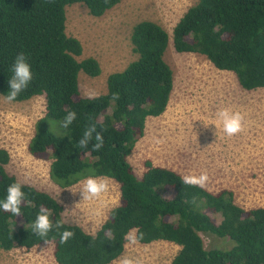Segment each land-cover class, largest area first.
I'll use <instances>...</instances> for the list:
<instances>
[{
	"label": "trees",
	"instance_id": "obj_1",
	"mask_svg": "<svg viewBox=\"0 0 264 264\" xmlns=\"http://www.w3.org/2000/svg\"><path fill=\"white\" fill-rule=\"evenodd\" d=\"M122 0H0V94L6 97L15 57L23 52L33 79L13 101L43 95L45 112L35 123L28 152L52 158L50 178L62 187L82 176L108 177L119 185V203L94 232L67 223L56 198L9 174L10 157L0 148V200L6 188L19 181L26 194L20 216L0 210V249H30L46 244L32 234V224L43 206L53 222L75 233L66 244L53 231L46 238L57 264H110L125 249V234L137 229L141 244L167 241L180 249L170 264H264V207L244 208L229 189L216 192L182 184L176 171L145 162L140 177L128 157L144 135L148 117L161 115L173 90V71L165 60L169 40L178 53L204 55L212 65L233 72L244 90L264 88V0H197L169 33L152 20L137 22L130 41L137 55L123 70L110 73L106 92L90 100L80 93L78 74L101 72L94 57L78 59L81 42L65 30V7L86 6L99 17ZM114 92L120 99L112 101ZM69 111L77 118L67 128L61 123ZM89 123L103 135L99 151L78 141ZM170 191L171 196L163 195ZM195 198V203L193 199ZM201 234L232 242L229 248H205Z\"/></svg>",
	"mask_w": 264,
	"mask_h": 264
},
{
	"label": "rangeland",
	"instance_id": "obj_2",
	"mask_svg": "<svg viewBox=\"0 0 264 264\" xmlns=\"http://www.w3.org/2000/svg\"><path fill=\"white\" fill-rule=\"evenodd\" d=\"M197 0H122L103 15L94 17L81 3L65 7V30L82 45L78 58L94 57L101 72L90 77L78 74L80 93L106 92L110 73L123 70L137 55L130 36L141 20L161 25L171 38L173 26ZM165 60L173 71V90L166 110L148 117L144 135L136 142L128 161L137 177L145 171V162L179 173L206 171L210 177L206 189H229L235 202L244 208L264 207V88L242 89L233 72L219 70L198 53H178L169 40ZM228 107L245 117V131L227 137L222 126L212 124L215 114ZM45 112L43 95L25 101L7 102L0 94V148L10 160L6 171L22 183L52 195L63 206L67 223L94 233L119 203V185L110 179V191L100 200L85 201L79 190L88 176L62 187L50 178L52 158L29 154L28 144L36 121ZM209 124V125H208ZM207 125V126H205ZM76 192V193H73ZM170 197V191H164ZM205 248H229L232 242L212 234H201ZM180 247L167 241L125 244L122 254L110 264H119L127 256L138 264H170ZM0 264H57L52 246L41 244L30 249H0Z\"/></svg>",
	"mask_w": 264,
	"mask_h": 264
},
{
	"label": "clouds",
	"instance_id": "obj_3",
	"mask_svg": "<svg viewBox=\"0 0 264 264\" xmlns=\"http://www.w3.org/2000/svg\"><path fill=\"white\" fill-rule=\"evenodd\" d=\"M105 2H107V0H105ZM11 71L12 76L7 81L9 85V91L5 97L7 102L15 100L16 97L29 86L33 79L31 65L23 52L15 57ZM84 95L90 100L99 98V93L95 90L86 91ZM119 99L120 93L114 92L111 96V100L114 102ZM215 117L216 119L212 124H214L216 128L222 126V131L227 137H233L245 131V117L239 111H233L231 108L224 107L216 112ZM76 118V112L69 111L62 121L61 127L67 129ZM89 144L92 145L93 151H99L104 144L103 135L100 131H97V127L94 123H89L78 141L79 148H87ZM209 179L210 177L206 171L201 172L199 175L186 174L181 178L183 185L199 187L201 189L207 188ZM109 191L110 178L97 176H88L82 182V187L79 190L82 195V200L85 201L100 200L103 194ZM25 199L26 194L23 191V185L19 181L13 182L7 186L5 198L0 200V210L11 213L15 217L20 216L22 215L21 205L22 202H25ZM193 203H195V198L193 199ZM51 216V210L42 206L32 224V234L41 237L42 241L48 244L49 241L46 239L48 234L55 231L59 235V243L66 244L74 237L75 233L70 230L60 231L64 228L65 221L57 219L53 222ZM137 232V229H132L125 234V240L130 245L137 244L139 240L143 238V233L137 235ZM119 264H138V261L125 256L119 261Z\"/></svg>",
	"mask_w": 264,
	"mask_h": 264
}]
</instances>
